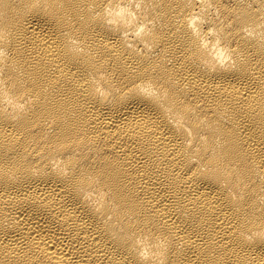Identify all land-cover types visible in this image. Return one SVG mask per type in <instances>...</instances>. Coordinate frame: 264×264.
<instances>
[{"label":"bare ground","instance_id":"1","mask_svg":"<svg viewBox=\"0 0 264 264\" xmlns=\"http://www.w3.org/2000/svg\"><path fill=\"white\" fill-rule=\"evenodd\" d=\"M0 264H264V0H0Z\"/></svg>","mask_w":264,"mask_h":264}]
</instances>
